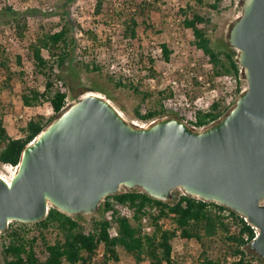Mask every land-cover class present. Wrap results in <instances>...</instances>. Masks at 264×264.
<instances>
[{
    "label": "water",
    "instance_id": "1",
    "mask_svg": "<svg viewBox=\"0 0 264 264\" xmlns=\"http://www.w3.org/2000/svg\"><path fill=\"white\" fill-rule=\"evenodd\" d=\"M239 3L227 43L248 87L235 106L202 131L178 116L142 127L105 97L84 95L25 147L10 184L0 177V234L45 220L51 207L96 215L122 189L165 202L179 189L258 229L250 248L264 258V0Z\"/></svg>",
    "mask_w": 264,
    "mask_h": 264
},
{
    "label": "trees",
    "instance_id": "2",
    "mask_svg": "<svg viewBox=\"0 0 264 264\" xmlns=\"http://www.w3.org/2000/svg\"><path fill=\"white\" fill-rule=\"evenodd\" d=\"M74 0H67L70 4ZM160 0H144L140 3L124 1L122 8L116 6L113 0H96L95 18L106 20L115 18L121 27L122 37L129 42H139V29L147 34L159 33L150 21V11L158 9ZM221 0L208 4L210 10L219 12ZM66 7V6H64ZM184 15L183 24L194 35L192 50H200L209 58L213 66L212 78L232 76L238 81V91L241 92V67L237 60V51L228 46L217 48L214 45L212 18L189 6L181 10ZM0 17L5 19L21 39H25L27 23L24 15L10 6L0 10ZM60 21L53 27L40 25L36 38L30 43L29 49L36 74L44 79V90L25 86L21 100L26 107L43 106L51 103L55 114L49 118L43 115L32 117L20 131L18 138H12L5 126V111L0 107V166H17L25 147L31 144L41 132L60 114L65 107L68 92L63 89L62 71L70 63L80 71L96 74L112 84L116 89H126L134 96L146 102L151 94L142 89L139 83V73L147 70L150 78H157L155 61L152 53L147 56L141 45H134V55L138 68L130 66L127 72L119 75L107 70L112 59L113 46L110 40H99L98 34L92 29H84L77 20L71 17L69 10H64L59 16ZM108 25V24H105ZM59 28V30H55ZM76 32H80L90 40L88 47L79 48L76 45ZM100 47V48H99ZM102 49L108 54L105 62L98 59L96 49ZM161 56L168 63L172 61V52L167 44H161ZM88 53L87 55H81ZM44 52L48 54L45 56ZM80 55V57H79ZM86 58H89L86 60ZM18 64L21 59L17 58ZM148 65V66H146ZM147 67L142 70L141 67ZM0 70L5 75L1 88L11 91L16 73L10 66V57L0 45ZM139 76V77H138ZM167 92V91H166ZM159 92L158 106L150 108L141 114V106L135 115L141 121H153L166 117L163 101L168 94ZM166 97V98H165ZM220 103L212 106L207 114H198V127L209 125L225 114H217ZM181 117V116H180ZM182 118V117H181ZM172 201H161L149 197L141 189L128 192L121 190L118 194L108 196L100 205L98 214L86 216H68L58 209L50 208L45 220L35 224L16 222L9 225L6 232L0 234L1 264H107L119 262V248L124 249L134 258L135 264H179L174 258L172 241L180 237L186 242L197 241L203 252L199 262L195 264H264V258L258 257L250 248L256 237V230L235 212L215 203L204 202L197 197H189L180 193L173 196ZM128 205L134 210V217L129 220L118 215L117 207ZM157 207L158 213L149 212L148 208ZM113 211V221L105 218V213ZM148 217L153 226L151 233H146L143 218ZM163 220H170L172 228L160 225ZM115 228L116 237L110 236ZM104 245L103 257L98 259L100 245ZM216 246L223 251L216 255Z\"/></svg>",
    "mask_w": 264,
    "mask_h": 264
},
{
    "label": "rangeland",
    "instance_id": "3",
    "mask_svg": "<svg viewBox=\"0 0 264 264\" xmlns=\"http://www.w3.org/2000/svg\"><path fill=\"white\" fill-rule=\"evenodd\" d=\"M67 0H0V10L10 6L18 12H21L27 23L25 32V39L21 40L14 30L10 28L5 22V19L0 17V45L8 50L10 57V66L13 72L16 73L12 82V90L6 91L0 87V107L5 111V126L9 135L12 138L20 136V129L24 127L27 116H38L41 114H48L49 106L44 104L36 109H25L21 94L25 86L32 88H39L44 90V79L42 76L36 74L34 65L31 58L29 49L30 43L36 38V34L40 25L53 27L60 21L59 15L64 10H69L71 17L80 24L84 29L94 30L99 40H110L112 42L111 55L115 59L109 66H106L110 73L119 75L120 73L127 72L130 66H135L137 60L134 55V45H141L146 52V55L152 53L155 61V70L158 77L153 78L156 81L153 83L152 78L149 77L147 67H142L143 72L139 73V83L145 92L151 94L146 102L142 103L140 98H137L133 93L126 89H116L112 84L108 83L104 78L90 74L84 71L77 70L72 63L62 71L63 74V89L68 92L69 99L73 104L78 99L86 94H96L110 100L111 103L123 114V116L130 122L138 125L146 124L156 121H141L135 115V111L141 106V114H145L150 108L158 106L157 99L159 92H166L168 94L165 100H174L173 102L185 103L178 91L182 88L184 83L190 81L192 78L191 73L194 72L198 76H204V80L211 84L208 90L204 89L203 85L193 80L194 86L188 93L189 102L196 101L200 96H217L222 100L225 97L224 89L225 84L219 81V78H212L213 66H209V58L204 56L200 50H192V42H194V35L190 29H187L184 24V15L181 10H186L189 6L195 10L207 14L212 18L214 32L212 38L214 45L217 48L228 46L227 35L231 24L237 17L242 15V7L239 0H221L219 5V12L208 9V4H214L216 0H160L157 4L158 9L154 8L150 11V21L155 25L159 33L147 34L143 29H139V42H129L122 37L121 27L115 18L106 20L105 18L94 17V8L96 0H74L70 4H66ZM116 6L122 8L124 1H135L140 3L144 0H113ZM151 1V0H149ZM66 6V7H64ZM108 24V25H105ZM56 26V25H55ZM59 30V28L55 29ZM76 45L79 48L88 47L90 40L76 32ZM11 39L18 40L17 44ZM167 44L172 52V61L166 62L159 53L160 45ZM100 48V47H99ZM96 49V54L100 61L105 62L108 60V54L102 49ZM79 54L82 53L79 49ZM45 56L48 54L44 52ZM80 57V55H79ZM17 58L21 59L18 64ZM89 58H86V60ZM195 65H192L194 64ZM148 66V65H146ZM148 73V74H147ZM5 80V75L0 70V86ZM247 83L244 81L241 88L247 89ZM245 89V90H246ZM183 90V89H181ZM211 90H215L211 93ZM216 97V98H217ZM166 98V97H165ZM164 100V101H165ZM163 101V105H164ZM174 110L169 113L166 112V117L181 116V109ZM49 118L47 115H43ZM165 118V117H164ZM159 120V119H157ZM13 171L7 166H0V176L3 178H10ZM183 193L181 190L176 189L173 196ZM174 198V197H173ZM172 198V200H173ZM170 200V201H172ZM100 209V208H99ZM91 216V215H90ZM16 227L18 224L12 222ZM160 225L164 228H172L170 220H163ZM174 248V258L178 259L179 264H195L199 262L203 247L195 240L186 242L179 236L172 241ZM217 256H221L223 251L219 246H216ZM254 253V252H253ZM120 261L112 262V264H135L134 258L129 255L124 249L119 248ZM1 264V261H0ZM101 264V263H97ZM142 264H148L143 262Z\"/></svg>",
    "mask_w": 264,
    "mask_h": 264
},
{
    "label": "built area",
    "instance_id": "4",
    "mask_svg": "<svg viewBox=\"0 0 264 264\" xmlns=\"http://www.w3.org/2000/svg\"><path fill=\"white\" fill-rule=\"evenodd\" d=\"M82 35V34H81ZM12 42H14V44L18 43V40L16 39H11ZM159 53L161 54V48L158 50ZM8 52V50H7ZM192 65H195L192 64ZM210 67H212L211 64H209ZM192 78H190V81L184 83V85L182 86L181 89H179L178 91L181 93V97L182 100L185 101V103H177V102H173L174 100H165L164 101V108L166 110L167 113H169L170 111H174V110H178L179 108L181 109L182 113H181V117L184 120V122H186L189 126L193 127L194 129L198 130V131H202L205 128H207L208 126H210L211 124H213L215 121H211L209 122V125H202L200 127H198V114L201 112L203 114H207L210 113L212 110V106L215 103H220V108L217 111V114H225L226 112H228L233 106H235L236 101L238 96L245 91L246 88H242L241 92L239 93L238 89V81L235 77L232 76H221L218 77L219 81H223V83L225 84V87H223L224 89V94L225 97L222 98V100H220V98H218L216 95L213 96V94L211 96H200L199 98L196 99V101L194 102H189L188 100V93H190V90L193 88L194 83L193 80L195 79L198 83L202 84L204 87V89L208 90V87L211 86V84L209 82H206V80H204V76L200 75L198 76L196 73L192 72L191 73ZM153 81V83L156 81L155 79H151ZM215 90H211V93H214ZM217 97V98H216ZM71 101L69 99V97L66 100L65 103V108L69 107L71 105ZM46 105L49 106V110H48V114H41V115H47L48 117H51L55 114L54 109L51 105V103H46ZM39 107V106H38ZM38 107H25V109H36ZM33 116H27L26 117V122L28 120H30ZM221 118V117H220ZM219 118V119H220ZM154 122V121H153ZM151 122V123H153ZM150 125V124H149ZM148 125V126H149ZM142 127H147L146 124L140 125ZM12 171V175L10 178H5L7 180V183L10 184V182L12 181V179L14 178L15 174L17 173L18 170V165L17 166H12V165H7ZM117 212L118 215H120L121 217H125L129 220H132L134 217V210L128 206V205H120L117 208ZM149 212L152 213H158L159 209L157 207H153V208H148L147 209ZM113 211H108L105 213V218L108 221H113ZM143 226H144V231L146 233H151L153 231V226L150 224L149 222V218L148 217H144L143 218ZM256 230V237L254 239H256L259 236V230ZM117 231L115 228H113L110 231V236L111 237H116ZM104 254V245L101 244L99 247V250L97 252V257L98 259L102 258ZM107 264H112V262H109Z\"/></svg>",
    "mask_w": 264,
    "mask_h": 264
},
{
    "label": "bare ground",
    "instance_id": "5",
    "mask_svg": "<svg viewBox=\"0 0 264 264\" xmlns=\"http://www.w3.org/2000/svg\"><path fill=\"white\" fill-rule=\"evenodd\" d=\"M1 177V176H0ZM3 178V177H2ZM6 182H7V180L5 179V178H3Z\"/></svg>",
    "mask_w": 264,
    "mask_h": 264
}]
</instances>
